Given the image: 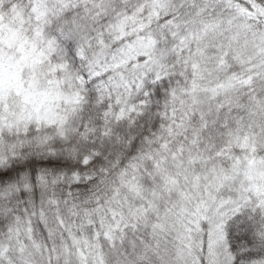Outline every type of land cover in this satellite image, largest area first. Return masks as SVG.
Here are the masks:
<instances>
[{
	"label": "snow or ice",
	"instance_id": "snow-or-ice-1",
	"mask_svg": "<svg viewBox=\"0 0 264 264\" xmlns=\"http://www.w3.org/2000/svg\"><path fill=\"white\" fill-rule=\"evenodd\" d=\"M0 264H264V0H0Z\"/></svg>",
	"mask_w": 264,
	"mask_h": 264
}]
</instances>
